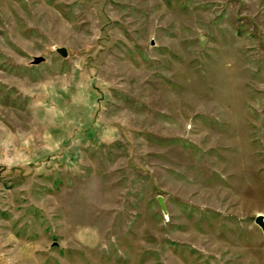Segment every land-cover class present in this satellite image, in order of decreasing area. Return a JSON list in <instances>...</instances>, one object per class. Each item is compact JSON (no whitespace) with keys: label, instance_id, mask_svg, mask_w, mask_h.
<instances>
[{"label":"rangeland","instance_id":"1","mask_svg":"<svg viewBox=\"0 0 264 264\" xmlns=\"http://www.w3.org/2000/svg\"><path fill=\"white\" fill-rule=\"evenodd\" d=\"M260 214L264 0H0V264H264Z\"/></svg>","mask_w":264,"mask_h":264},{"label":"water","instance_id":"2","mask_svg":"<svg viewBox=\"0 0 264 264\" xmlns=\"http://www.w3.org/2000/svg\"><path fill=\"white\" fill-rule=\"evenodd\" d=\"M61 52L62 53H65V51L63 49H61ZM45 60V57L43 56H35L33 57V63L34 64H38V63H41ZM159 202H160V205L164 211V213L167 215V208L165 206V203L163 201V198L160 196L159 197ZM256 223L262 228L263 232H264V215L260 214L256 217L255 219Z\"/></svg>","mask_w":264,"mask_h":264}]
</instances>
